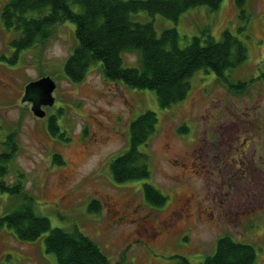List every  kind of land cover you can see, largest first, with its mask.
Wrapping results in <instances>:
<instances>
[{"label": "rangeland", "instance_id": "obj_1", "mask_svg": "<svg viewBox=\"0 0 264 264\" xmlns=\"http://www.w3.org/2000/svg\"><path fill=\"white\" fill-rule=\"evenodd\" d=\"M7 1L0 0V11ZM244 10L241 18L233 0H223L216 10L190 8L176 23L155 15L153 24L157 33L175 27L180 46L205 29L215 40L228 30L242 41L247 57L225 75L229 81L250 82L253 73L264 70V0H246ZM135 18L141 22L151 19L145 12ZM74 29L72 22L60 23L42 44L15 55L10 42L16 34L0 20V151L9 131L14 132L16 142L5 176L8 183L18 176L33 197L38 215L48 218L52 228H78L96 243L109 264H180L182 259L188 264H204L217 239L226 235L252 245L253 264H264V193L260 201L257 193L264 191L262 182H233L245 185L240 192L218 176L206 179L203 172H193L190 165L197 147L195 153L201 159L207 152L204 147L212 152L219 146L224 125L230 124L235 111L243 115L249 99L260 100L258 114L264 118V74L257 86L236 96L226 92L211 70L199 69L189 79L187 96L161 108L153 90L105 79L99 62L90 65L81 81H68L63 64L76 42ZM122 63L137 66L138 55L124 52ZM41 77H50L55 83L54 102L42 106L45 117L37 118L31 103L22 99L26 85ZM145 110L153 111L157 118L146 146L138 147L148 156L149 177L114 182L110 163L127 150L129 124ZM50 116L61 136L47 130ZM252 147L253 164L264 170V139H254ZM54 153L59 154L60 164L52 160ZM144 182L167 197L164 206L145 202ZM93 198L99 202L98 213L87 209ZM236 203L241 207L248 203L246 210L260 212L228 215L227 209ZM15 204L7 193L0 192V217ZM44 236L23 242L0 225V264H56L54 254L45 250Z\"/></svg>", "mask_w": 264, "mask_h": 264}, {"label": "trees", "instance_id": "obj_2", "mask_svg": "<svg viewBox=\"0 0 264 264\" xmlns=\"http://www.w3.org/2000/svg\"><path fill=\"white\" fill-rule=\"evenodd\" d=\"M223 0H8L0 11V20L16 34L11 39L15 55L35 44H42L53 34L56 25L65 21L75 26V45L63 64L66 79L81 81L91 64L100 63L101 74L108 80H120L135 89L153 90L159 107L166 108L183 100L190 89L189 79L199 69H209L223 86L244 89L247 82L229 81L225 72L241 64L247 57L242 41L228 30L215 40L207 29L193 36L185 46L179 45L175 27L156 32L153 16L159 15L175 23L190 8H219ZM246 0H233L237 15L245 16ZM145 12L151 19L145 22L135 17ZM138 55L137 66H123L122 54ZM264 77V76H263ZM47 130L62 135L53 117L47 119ZM153 111L145 110L129 124V146L110 163L114 182L149 177L148 156L139 150L155 131ZM185 131V128H183ZM16 149L14 132L9 131L4 149L0 151V192L7 193L15 205L0 217V225L11 230L20 241L33 242L44 236L47 252L53 253L56 264H109L96 243L78 228L65 230L51 227L48 218L38 215L33 197L24 190L19 177L8 183V161ZM52 160L60 164L59 154ZM142 196L152 207L165 205V197L148 182L142 183ZM87 209L98 213L97 199L89 201ZM254 247L229 236L219 237L212 255L204 264H253ZM180 264H188L182 259Z\"/></svg>", "mask_w": 264, "mask_h": 264}, {"label": "flooded vegetation", "instance_id": "obj_3", "mask_svg": "<svg viewBox=\"0 0 264 264\" xmlns=\"http://www.w3.org/2000/svg\"><path fill=\"white\" fill-rule=\"evenodd\" d=\"M260 74H264L263 69L260 70L259 74L253 73V75L250 76V82L248 81L249 83H247V85L242 84V87H245L244 89L236 86L237 83H234L235 88H229L228 86H224V88L226 92H232V94L236 96L243 94L245 91L247 92L251 86H257V81L262 79ZM239 82L244 83V81ZM259 102L260 100L255 102L254 97L249 99L245 111L242 112V116L235 111V115L229 122L230 124L224 125L226 130L223 131L224 136L222 135L220 137V139L223 140H219V146L215 147L212 152H208L209 147H204L207 152L206 155L201 154L202 158L200 159L196 155L198 147L196 148V153H192L193 159L191 158L190 162L191 170L193 172H203L206 179L213 175L218 176L221 182H231L228 186H233L234 188H237L236 191L239 190L240 192L243 191L245 185L239 186L233 182H262V186H264V170L255 165V162L253 164V155L255 154V151L253 150L252 142L254 139H264V118H261L258 114L262 108V105L259 104ZM220 145L223 147L220 148ZM250 156H252V158ZM196 159L203 161V163H197ZM209 160L213 163L212 165L209 163ZM220 160L221 163H218ZM257 187L260 189L259 183H257ZM257 193L260 201V195H262L264 191H260V193L258 191ZM262 202H264V200ZM247 206H249L248 203L243 204L242 207L240 204L236 203L231 207L233 210L231 208L227 209V214L235 213L248 216L260 212L254 208L246 210L245 207ZM181 210L183 209L181 208Z\"/></svg>", "mask_w": 264, "mask_h": 264}, {"label": "water", "instance_id": "obj_4", "mask_svg": "<svg viewBox=\"0 0 264 264\" xmlns=\"http://www.w3.org/2000/svg\"><path fill=\"white\" fill-rule=\"evenodd\" d=\"M54 88L55 84L50 77H42L26 85L22 100L31 103V111L34 116L42 118L45 115L41 106H50L53 103L51 93Z\"/></svg>", "mask_w": 264, "mask_h": 264}]
</instances>
